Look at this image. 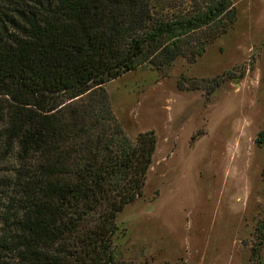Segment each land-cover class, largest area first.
Returning a JSON list of instances; mask_svg holds the SVG:
<instances>
[{"label":"trees","instance_id":"obj_1","mask_svg":"<svg viewBox=\"0 0 264 264\" xmlns=\"http://www.w3.org/2000/svg\"><path fill=\"white\" fill-rule=\"evenodd\" d=\"M235 1L0 0V264H136L115 251V219L142 195L156 137L130 139L103 86L194 61Z\"/></svg>","mask_w":264,"mask_h":264},{"label":"rangeland","instance_id":"obj_2","mask_svg":"<svg viewBox=\"0 0 264 264\" xmlns=\"http://www.w3.org/2000/svg\"><path fill=\"white\" fill-rule=\"evenodd\" d=\"M235 8V22L194 61L137 68L103 86L130 139L156 137L142 195L115 219L123 260L256 264L255 247L264 264V148L255 142L264 129V0ZM11 166L0 164V177Z\"/></svg>","mask_w":264,"mask_h":264}]
</instances>
